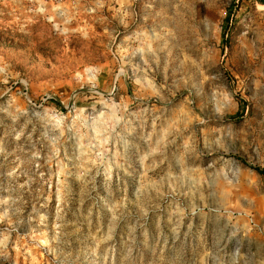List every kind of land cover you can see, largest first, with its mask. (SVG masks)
<instances>
[{"label": "rangeland", "instance_id": "1", "mask_svg": "<svg viewBox=\"0 0 264 264\" xmlns=\"http://www.w3.org/2000/svg\"><path fill=\"white\" fill-rule=\"evenodd\" d=\"M255 169L264 0H0V264H264Z\"/></svg>", "mask_w": 264, "mask_h": 264}, {"label": "trees", "instance_id": "2", "mask_svg": "<svg viewBox=\"0 0 264 264\" xmlns=\"http://www.w3.org/2000/svg\"><path fill=\"white\" fill-rule=\"evenodd\" d=\"M59 107H61L59 104H57ZM256 170V172L260 175V176H262V177H264V170H261V169H255Z\"/></svg>", "mask_w": 264, "mask_h": 264}]
</instances>
